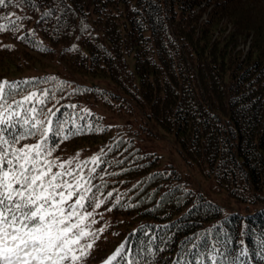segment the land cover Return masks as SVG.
<instances>
[{
    "label": "trees",
    "instance_id": "trees-1",
    "mask_svg": "<svg viewBox=\"0 0 264 264\" xmlns=\"http://www.w3.org/2000/svg\"><path fill=\"white\" fill-rule=\"evenodd\" d=\"M6 5L0 6L5 17L0 24L15 21L19 30L0 31V80L67 81L46 106L63 113L54 121L86 116L85 104L104 111L86 116L104 131L62 142L55 137L59 147L52 153L61 161L75 157L73 167L103 153L92 183L107 202L95 210L92 229L107 227L86 264H103L126 241L144 262L151 259V247L155 264H195L199 253L203 264L217 253L218 264H264V0H6ZM248 41L245 51L240 45ZM59 62V69H50ZM73 72L116 88L82 82ZM73 104L75 109L65 107ZM125 115L133 117L118 120ZM155 132L172 134L187 162L218 189L262 206L244 216L226 212L189 188L175 167H160L157 152L143 150L141 140ZM35 142L30 136L20 145ZM117 197L121 205L136 207L112 208Z\"/></svg>",
    "mask_w": 264,
    "mask_h": 264
},
{
    "label": "snow or ice",
    "instance_id": "snow-or-ice-1",
    "mask_svg": "<svg viewBox=\"0 0 264 264\" xmlns=\"http://www.w3.org/2000/svg\"><path fill=\"white\" fill-rule=\"evenodd\" d=\"M24 2L34 3V0ZM0 6H7L6 0H0ZM3 19L5 17L0 16V20ZM5 30L19 29L15 21H10L8 25L0 24V31ZM75 48L73 45L68 51ZM37 81L56 82V85L40 88ZM67 85V81L58 77L0 80V264H86L100 233L106 230L107 224L92 229L97 223L95 210L107 202V198L100 199L97 195L100 186L92 183L96 167L103 162L100 159L103 153L90 158L96 167L87 173L83 168L88 160L73 167L75 157L61 161L52 156L59 147L55 137L62 142L77 135L104 131L102 126L87 122L86 116L92 115L87 108L83 109L86 116L73 118L70 114L67 119L53 120L57 113L61 116L63 113L59 108L53 110L46 106L55 101L56 92L63 91ZM22 92L24 94L20 95ZM17 95L19 99L14 98ZM65 107L75 109L77 106ZM77 119L82 123H77ZM30 136L36 137L35 143L20 145V141ZM107 196L111 197L112 193ZM117 206L136 207L131 203L121 205L120 197L112 208ZM147 255L150 260H137L126 241L103 264H155L157 253L151 247ZM218 255L209 257L211 264H218ZM240 255H246V249ZM203 257V253L194 257L195 264H203ZM173 264H181V261L175 260ZM183 264L193 262L185 260ZM219 264L224 262L219 261Z\"/></svg>",
    "mask_w": 264,
    "mask_h": 264
},
{
    "label": "rangeland",
    "instance_id": "rangeland-1",
    "mask_svg": "<svg viewBox=\"0 0 264 264\" xmlns=\"http://www.w3.org/2000/svg\"><path fill=\"white\" fill-rule=\"evenodd\" d=\"M248 44L249 41L245 43V45L241 44L240 47H243L246 51ZM60 66L61 64L59 62L53 67H50V69L57 70V68L59 69ZM62 70H64V68H62ZM72 75L82 82H96L108 88H116L113 83L107 81L106 79L103 80L99 77H89L84 73L78 72H73ZM83 107L89 110L97 111L98 113H104V111L97 105L85 104ZM132 117L133 116L125 115L118 120L124 121L126 119H131ZM136 138L140 137L137 136ZM140 143L143 150H152L160 155V167H175L189 188L193 189L194 191H201L207 197L219 203L226 212H238L244 216L247 213L254 211L256 208L262 206V204L259 202L241 200L229 195L225 189H218L212 179L205 177L195 166L187 162V160L180 153L177 143L174 142L172 134L155 132L151 137H143ZM94 155L97 154L94 153L88 157L89 163L87 166L91 163L90 158ZM77 158L78 159L76 160L80 159L78 156ZM81 160L83 159L81 158Z\"/></svg>",
    "mask_w": 264,
    "mask_h": 264
}]
</instances>
